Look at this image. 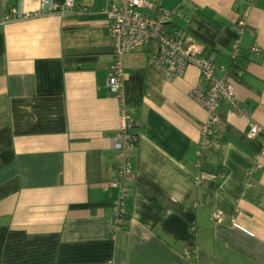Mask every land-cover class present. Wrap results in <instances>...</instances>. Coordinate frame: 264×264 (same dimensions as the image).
I'll return each instance as SVG.
<instances>
[{
	"label": "crops",
	"instance_id": "1",
	"mask_svg": "<svg viewBox=\"0 0 264 264\" xmlns=\"http://www.w3.org/2000/svg\"><path fill=\"white\" fill-rule=\"evenodd\" d=\"M61 5L65 0H53ZM6 20L17 0H0V264H264V0H146L172 12V27L206 46L234 74L238 110L224 119L197 164L208 112L189 95L206 88L198 67L166 79L150 63L156 46L123 56V100L106 85L114 46L106 6ZM27 11L41 0H22ZM217 74L220 70L217 69ZM133 119L127 223H115L106 188L120 165L113 144L121 109ZM222 212L217 218L215 212Z\"/></svg>",
	"mask_w": 264,
	"mask_h": 264
},
{
	"label": "built area",
	"instance_id": "2",
	"mask_svg": "<svg viewBox=\"0 0 264 264\" xmlns=\"http://www.w3.org/2000/svg\"><path fill=\"white\" fill-rule=\"evenodd\" d=\"M247 6L242 10L236 21L235 27L242 32L246 27V17L249 6L255 0H246ZM150 5L146 0H121L119 3L109 2L105 8L109 34L114 46L113 61L109 67L106 85L109 91L119 100H123V56L136 48L148 46L154 43L156 48L149 56V63L166 79H174L183 75L186 68L194 64L198 67L201 76L206 80V88L193 87L189 95L204 106L208 112L207 119L200 123L201 138L197 148V164H201L204 150L210 144L212 136L220 129L224 122L220 113L222 101L229 103L240 111V99L235 91L234 74L241 73L238 65L239 46H233L229 53L231 63L229 66L217 65L215 57L206 53V46L189 33L172 27V12L161 9L155 14H147L143 11ZM76 0H65L57 5L53 0H41L37 9L27 11L23 8L22 0H17L7 8L6 20H20L35 18L42 15L79 11ZM217 69L220 74H217ZM133 125V119L125 107L121 109V127L113 138L114 146L119 150L120 165L116 176L104 183L106 188H116L118 193L113 198L112 208L115 223L120 226L125 221L126 201L129 196V181L134 173V164L129 153V148L135 142L136 137L129 132ZM249 135H260V149L255 154L254 170L261 167L260 156H264V127L250 121ZM215 216L220 218L222 212L216 211ZM103 264H114L108 260Z\"/></svg>",
	"mask_w": 264,
	"mask_h": 264
},
{
	"label": "trees",
	"instance_id": "3",
	"mask_svg": "<svg viewBox=\"0 0 264 264\" xmlns=\"http://www.w3.org/2000/svg\"><path fill=\"white\" fill-rule=\"evenodd\" d=\"M124 217H125V221H123V223H121V224H125L128 222L130 214L128 212H125Z\"/></svg>",
	"mask_w": 264,
	"mask_h": 264
}]
</instances>
